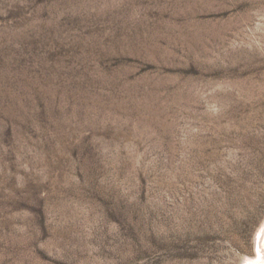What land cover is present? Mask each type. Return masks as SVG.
Listing matches in <instances>:
<instances>
[{
    "label": "rangeland",
    "instance_id": "rangeland-1",
    "mask_svg": "<svg viewBox=\"0 0 264 264\" xmlns=\"http://www.w3.org/2000/svg\"><path fill=\"white\" fill-rule=\"evenodd\" d=\"M263 226L264 0H0V264H246Z\"/></svg>",
    "mask_w": 264,
    "mask_h": 264
},
{
    "label": "bare ground",
    "instance_id": "bare-ground-1",
    "mask_svg": "<svg viewBox=\"0 0 264 264\" xmlns=\"http://www.w3.org/2000/svg\"><path fill=\"white\" fill-rule=\"evenodd\" d=\"M261 229L260 234H258L257 258L246 261V264H264V226Z\"/></svg>",
    "mask_w": 264,
    "mask_h": 264
}]
</instances>
